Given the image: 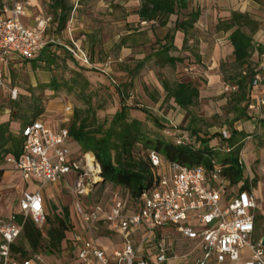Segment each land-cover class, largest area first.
I'll return each instance as SVG.
<instances>
[{"label":"built area","instance_id":"1","mask_svg":"<svg viewBox=\"0 0 264 264\" xmlns=\"http://www.w3.org/2000/svg\"><path fill=\"white\" fill-rule=\"evenodd\" d=\"M28 0H6L0 11V90L4 87V70L12 58L30 61L50 46H62L85 69L104 73L113 63L109 57L104 70L99 69L89 52L75 41L69 44L46 36L51 18L36 19L30 28L22 19L30 14ZM155 24V22H153ZM194 68V67H192ZM187 71V70H186ZM263 77L257 75L253 89L259 88ZM225 92H236V85H225ZM250 110L256 109L251 104ZM64 127L53 130L42 120L24 126L21 154H8L4 162L11 170L22 173L27 183H39L35 193H24L20 212L8 220H0V264H48L42 255L22 257L13 250L28 221L46 235L48 214L42 189L47 185L65 183L76 202L77 211L88 232L75 235L76 264H167L176 261L170 256L164 233L176 232L198 253L195 264H264V246L257 230L259 203L250 190L231 188L222 177L223 168L213 162L209 172L204 166H185L177 162L162 163L161 156L149 154L159 178L153 186L131 203L120 192L112 194L107 207L90 208V195L103 184L102 167L92 153H81L76 159L67 146L68 126L73 121L74 108L65 109ZM166 136L177 145H186L189 138L181 135L177 126L170 124ZM222 140L230 137L227 128L221 130ZM222 150L229 152L228 147ZM210 186V187H209ZM209 187V188H208ZM80 200L84 201V207ZM133 205L129 207V205ZM18 217L21 218L19 222ZM100 226L122 238V248L108 255L93 236ZM171 228L172 230H166ZM159 231H162L158 237ZM153 249V250H152ZM152 250L155 257L146 253Z\"/></svg>","mask_w":264,"mask_h":264},{"label":"rangeland","instance_id":"2","mask_svg":"<svg viewBox=\"0 0 264 264\" xmlns=\"http://www.w3.org/2000/svg\"><path fill=\"white\" fill-rule=\"evenodd\" d=\"M31 3L30 16L32 25H36V19L51 18V23L47 31L49 40L58 39L65 43L62 34L56 31L53 16L49 10L50 0H28ZM73 5V10L79 7L76 0H70ZM259 12L255 17L259 19V30H261L262 38L260 41L264 43V0H259ZM74 12V11H73ZM72 17V14H71ZM227 18V17H226ZM224 17L218 18V23L224 20ZM67 24V27L70 24ZM66 27V28H67ZM218 24L211 27L213 32L217 31ZM218 32V31H217ZM249 33V29H245ZM260 33L257 34L256 39ZM118 49H120L118 47ZM148 48L142 47L144 54L150 53ZM100 53V52H99ZM95 58L100 62L106 61L109 56L112 59L117 58L115 51H112L102 57L94 52ZM252 63L255 65V71L263 77L262 83L258 89L254 90L256 101V109H248L250 116L264 115V70L260 68L262 58L257 55L252 56ZM55 65L48 69L44 62L37 63L33 66L31 62L19 60L16 63H11L8 66L4 87L0 90V125L9 123V130L5 133V137H10L9 141L0 146V161L4 164V151L8 150L14 141L20 140V127L24 123L25 110L28 107L37 106L41 114L37 117L39 120H47L54 122L59 118L60 108L64 110L65 103H70L74 110L81 111L83 118H88L91 129L101 128L102 132L110 128H114L118 133V125L114 126L112 123L114 115L121 110L122 99L118 90L123 92L125 97V105L129 107L127 123L134 120L142 123V131L150 139L160 138L165 141H171L172 138L166 136V128L164 125L173 124L178 129L197 130L198 136L201 139H213L212 145L217 142L218 135L222 129L228 127L232 115H227V103L230 99L231 92H225V85H232L233 79L240 72V70L232 62L230 53L224 50L223 60L220 64V69L217 72H209L206 70L201 61L196 58L191 59L190 62L178 64L177 68L161 67L157 64V59L150 60L144 65L138 73L132 75L136 66L140 63L133 56L119 57L118 50V65L112 64L110 71L104 73L100 70L83 71L78 66L74 65L72 61L63 52L55 54ZM205 62V60H204ZM259 62V63H258ZM97 66V65H96ZM118 66V67H117ZM191 66V67H189ZM195 68V70L192 67ZM188 67V68H186ZM103 69L102 67H98ZM187 70V71H186ZM53 79L58 81L61 88L57 93L49 89H41L42 85L49 84ZM89 85H85V82ZM162 81L170 83L175 82H191L200 91V99L196 107L189 109V111L181 110L172 100H165V92L162 87ZM77 83V84H76ZM79 85V87H78ZM77 86V87H76ZM148 113L147 114H145ZM18 115V116H15ZM33 114L27 113L28 120L33 119ZM157 120V121H156ZM162 122V123H161ZM115 140V139H114ZM116 142V140H115ZM251 145L254 148L264 146V129L257 126L256 130L250 134L244 142V149L242 158L245 163L246 145ZM140 146L142 145L139 144ZM256 148V149H257ZM135 149L136 155L143 157L146 153L145 149ZM264 157V154H262ZM258 161H255L250 169H245V178H247L252 187H255V181L264 177V172L261 176L258 169ZM252 177V178H251ZM0 217L5 213H16L18 204L20 203L21 190L17 184L8 183L4 179L0 183ZM58 186V184H56ZM52 188V185L48 186ZM59 187V186H58ZM210 187V186H209ZM208 187V188H209ZM66 190V186L64 187ZM257 192L259 189H256ZM261 195L264 196V180L262 181V188H260ZM116 193L115 189L106 183L99 185L95 191L90 195L91 201L88 205L91 207L95 205H102L107 207L112 194ZM123 198L124 196L120 194ZM49 206L48 226L54 224L55 217L63 215L64 208L69 209L71 228L66 233V239L62 245L60 252L48 254L42 250L41 255L43 260L48 264H76L75 255L77 254V246L75 243V235L86 236L89 239L88 232L82 222L81 216L77 211L75 198L68 192L61 190L54 191L52 197L47 199ZM84 201L80 200L84 207ZM133 205H129L131 207ZM18 214V213H17ZM15 215V214H14ZM19 222L21 218L18 217ZM166 230L171 231V228ZM257 230L259 236H264V218L262 215L258 216ZM94 238L97 245L103 248L105 242L100 241L101 237H109L110 240H115L112 233L107 230L106 226L94 232ZM167 246L169 248L170 256H177V260L188 262V264H195L198 258V253L194 251V244L186 243L178 233L169 232L164 233ZM16 245L22 247L29 254L28 256L40 255L32 252L29 243L23 237V234L17 240ZM122 248V247H121Z\"/></svg>","mask_w":264,"mask_h":264},{"label":"trees","instance_id":"3","mask_svg":"<svg viewBox=\"0 0 264 264\" xmlns=\"http://www.w3.org/2000/svg\"><path fill=\"white\" fill-rule=\"evenodd\" d=\"M253 1L259 2V0ZM5 4L6 0H0V11ZM187 5L188 0H141L138 15L141 22H155L161 27H166L170 17L186 10ZM73 8L70 0H50L49 10L53 16L52 22L56 25L58 34L67 29ZM199 18L200 13L196 12L187 21H177L176 26L170 30L163 41H156L159 46L156 53L141 61L131 74L135 75L138 73L145 65V62L151 60L152 57L157 59V64L161 67L174 69L178 64H183V58L170 56V52L175 50V33L178 31L187 32ZM258 28L259 23L254 21L248 14L232 13L229 18H225L218 23V32L230 33L228 39L234 49V63L240 70L231 83L236 85L238 90L231 94L227 103V115H232V119L229 121L228 127H226L230 131V137L225 141L222 140L221 132L218 135L219 139L217 138V142L212 145L213 139H201L197 130L180 128L178 129L180 134L189 138V142L186 145H177L173 138L171 141H165L160 138L150 139L142 131V123L140 121L134 120L131 123H127L129 107L125 105V97L121 90H118V93L122 99V107L114 115L112 121L114 126L118 125V133H116L114 128L104 132H102L101 128L91 129L89 119L87 117L83 118L81 111L74 110L73 121L68 126L70 140L79 144L82 153H92L95 156L102 167L104 185L109 183L114 189H118V192L122 193L125 199L134 203L141 193L150 189L159 178V170L152 166L149 158V154L155 151L161 156L163 164L177 162L189 167L204 166L210 172L214 166L213 162H216L223 168L222 177L229 183L230 189L235 187L240 191L251 189L252 183L244 175L246 166L242 158L244 142L250 135L244 131L235 130L234 124L240 120H254L257 126L264 129V115L250 116L248 114L249 106L256 101L253 82L255 77L259 75V72L255 71V65L252 63V56L255 51L260 55L264 54L263 46L259 45L256 47L254 45L253 35ZM245 29H249L250 32H245ZM124 44L125 40H122L120 46ZM61 50L65 52L66 57L74 65L83 71L94 70L85 69L78 64L60 45L48 47L39 57L28 62H31L33 66L44 62V65L50 69L55 65V54H59ZM84 82L86 86L89 85L88 82ZM162 87L165 92V100H172L181 110L187 112L189 109L196 107L199 102L200 91L192 83L162 81ZM60 88V84L55 79L49 84L41 86V89H49L54 93H57ZM25 113L33 114V119L31 121L28 120L26 114L21 117L24 119V123L19 130L20 140L14 141L11 147L4 151L3 160L8 154L17 157L21 154L23 144L21 130L24 126L39 120L37 117L41 114V111L37 106H34L28 107ZM145 114L148 115L146 112ZM162 124L166 130L170 129L169 124L166 126L164 125L165 123ZM9 126V123L0 125L1 147H4L10 140V137H5ZM141 143L142 145L140 146L139 144ZM139 147L142 148L141 150L144 148L146 151L143 157H139L135 153V149ZM223 147H228L230 151L228 153L225 152L222 150ZM3 174V170H0V183ZM62 213L63 215L55 217L54 224L50 226H48V222H51V219L48 216L45 236L31 221L26 223L22 234L29 243L32 252L41 255L42 250L48 254L61 251L66 239V233L72 226L69 209L64 208ZM162 233V231H159L158 237ZM13 250L20 253L24 258L28 257L29 253L22 247L14 245Z\"/></svg>","mask_w":264,"mask_h":264},{"label":"crops","instance_id":"4","mask_svg":"<svg viewBox=\"0 0 264 264\" xmlns=\"http://www.w3.org/2000/svg\"><path fill=\"white\" fill-rule=\"evenodd\" d=\"M76 1L78 2L79 7L73 10L74 12H72V17H70L71 21L69 26L61 33L65 39L64 44H69L71 40L75 41L83 49L89 52L92 62L102 68L105 67L107 60L104 62H100V60L98 61L95 58L96 55H94V52L102 57L115 51L117 58L112 59L109 56L113 60L114 65L116 63L118 65V50L120 59H123L126 56H133L141 62L146 57L156 53L159 47L156 44V41H163L170 30L176 26L177 21H187L193 13L199 12L200 18L192 28L188 29L187 32L178 31L175 33V50L170 52V56L183 58L184 63L186 64L187 62H190L191 59L196 58L198 61H201L200 64H203L207 71L217 72L219 71L220 64L223 60L224 50L227 51V54L230 53L232 62H234V49L228 39L230 33L213 32L211 30L213 23L218 24V18H229L232 13L248 14L254 21H259V19L255 17V14L259 12V5L253 0H188L187 9L183 10L178 15L171 16L166 27H161L157 23L153 24V22H141L138 15V11L141 7V0ZM22 22L25 26L30 28L37 26V22L36 25H32L30 15L23 18ZM258 33L260 34L256 39L255 36H257ZM262 33L263 32L258 28L253 35L254 45L256 47L259 45L264 47V43L260 41ZM122 40H125V44L120 46ZM143 46L148 48L147 50H149L150 53L144 54L142 51ZM118 47L120 49H118ZM61 52L63 51L61 50ZM63 53L65 55V52ZM254 55H257V61L259 60V57L262 58V61L258 63L260 64V68L264 70V54L260 55L255 51L253 53V56ZM151 59L154 60L156 58L152 57ZM17 61H19V59H11L5 67V77L9 64L16 63ZM149 61L150 60H147L145 65ZM111 68L112 65L108 71H110ZM195 68L198 67L195 66L194 69ZM256 103L254 102L253 104ZM68 106L72 105L70 103H65L63 111L62 107L60 108L59 118L56 121L50 122L43 120L45 125L51 127L55 131L64 127V113ZM234 128L239 132L244 131L250 135L253 130L257 129V123L254 122V120H240L234 124ZM67 146L72 153L71 158L76 159L82 153L79 144L72 140L68 141ZM246 146L245 163L247 169L249 170V167H251L255 161H258L259 173L257 174L259 175L261 172H264V157L262 156V154H264V146L262 148L256 147L257 149L248 144ZM0 170H3L4 172L2 179L8 183L17 184L18 188L21 190L20 199H22L24 193H35L38 190L39 183H27L21 172L11 170L10 166L5 162L3 165L0 164ZM263 180L264 177L256 181V186L253 187V191L259 203L258 213L264 218V196H262L260 192ZM48 186L50 185L45 186L41 192L44 198L45 210L49 216L47 199L53 196L54 191L56 193L59 190L68 193L70 192L64 182L59 183V187L56 184L52 185V188ZM65 186L67 190L64 188ZM256 189H259V191L257 192ZM115 191L117 192L118 189H115ZM262 193H264V191ZM19 205L20 204H18L19 210H17L16 213H5V215L0 217V220H8L14 214L19 213ZM108 231L114 235L115 240H110L109 237H101L99 239L100 241L105 242L101 249L108 255H112L115 250L121 249L122 238L117 233L111 232L110 230ZM152 250H149L146 254L149 257L154 258L155 255ZM167 264H188V262L178 260L168 262Z\"/></svg>","mask_w":264,"mask_h":264},{"label":"water","instance_id":"5","mask_svg":"<svg viewBox=\"0 0 264 264\" xmlns=\"http://www.w3.org/2000/svg\"><path fill=\"white\" fill-rule=\"evenodd\" d=\"M262 245L264 246V237L262 238Z\"/></svg>","mask_w":264,"mask_h":264}]
</instances>
